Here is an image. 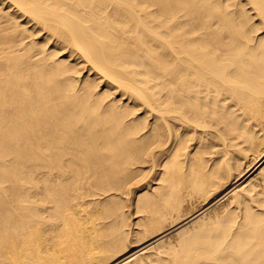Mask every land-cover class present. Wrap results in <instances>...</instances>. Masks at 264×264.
Returning a JSON list of instances; mask_svg holds the SVG:
<instances>
[{
	"label": "bare ground",
	"instance_id": "obj_1",
	"mask_svg": "<svg viewBox=\"0 0 264 264\" xmlns=\"http://www.w3.org/2000/svg\"><path fill=\"white\" fill-rule=\"evenodd\" d=\"M0 264H264V0H0Z\"/></svg>",
	"mask_w": 264,
	"mask_h": 264
}]
</instances>
